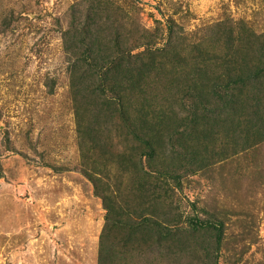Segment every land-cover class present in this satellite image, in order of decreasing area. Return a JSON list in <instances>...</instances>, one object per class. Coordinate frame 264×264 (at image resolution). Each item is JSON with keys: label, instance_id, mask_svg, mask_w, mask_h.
Wrapping results in <instances>:
<instances>
[{"label": "rangeland", "instance_id": "obj_1", "mask_svg": "<svg viewBox=\"0 0 264 264\" xmlns=\"http://www.w3.org/2000/svg\"><path fill=\"white\" fill-rule=\"evenodd\" d=\"M251 33L264 0H0V264H100L103 196L122 218L108 264H264V88L211 130L189 97L238 74L231 41ZM85 46L148 65L126 104L154 158L93 89Z\"/></svg>", "mask_w": 264, "mask_h": 264}, {"label": "trees", "instance_id": "obj_2", "mask_svg": "<svg viewBox=\"0 0 264 264\" xmlns=\"http://www.w3.org/2000/svg\"><path fill=\"white\" fill-rule=\"evenodd\" d=\"M231 38H233V36H231ZM252 38V33L249 37L239 34L231 41H239L240 44L243 43V50L245 51V55L241 57V61L237 57V52L232 60V65H236L238 68V74L236 76L231 77L228 75L226 83L220 82V78H218V80L212 81L213 84H197L199 90L195 89V93L189 96L192 99L194 108L199 106L203 110H207L209 107L215 108L212 118H209L210 122L208 121V127H211L210 130L216 127L222 120V118L221 120L218 119V117L224 113L220 111H226V109L231 110L234 107L246 108L249 107L252 102V106H254L257 103V99L254 98L255 96L252 94L254 97L250 100V94L259 92L264 88V34L255 37V39ZM92 50L93 46H85V50L83 53H80V58L78 59L81 66L85 63L87 68L93 71V89L101 92V95L103 94L105 96L104 100L106 99L107 101L104 105L113 106L117 109L118 113L121 115V119L124 121L123 123L128 125V130L134 138L144 144L146 156L149 160L154 158L157 152L153 143L155 136L148 134L149 132L144 133L136 130V126L131 123L126 104L128 100L131 102L134 100V94L138 90L137 88L142 86L144 78H146L145 74L148 73V65H143L142 63V66L139 67V61L141 62V60H139L137 56L128 57L121 51H119L118 57H115L113 60L110 56H106L102 61L97 59L96 62L91 63L90 58H95V55L97 57L96 52ZM91 53L92 56H90ZM85 75L87 79L89 72L83 71L82 78H84ZM255 84H257L258 88L251 92V88ZM198 116L199 115L192 111L193 121H197ZM3 177L4 170L0 161V179H3ZM103 202L109 215L105 227L106 232H104L105 236L101 241L100 264H108L107 262L111 261L112 252L109 251L110 247L106 238L110 236V234H108L109 230L114 228V225L112 226L110 221L111 219L116 221V219L119 220L122 218L119 212L115 213L112 201L109 200L107 196H103ZM114 214L116 215L115 217Z\"/></svg>", "mask_w": 264, "mask_h": 264}]
</instances>
